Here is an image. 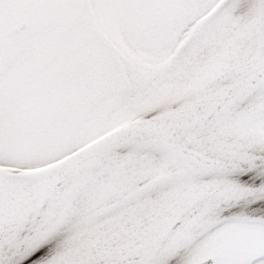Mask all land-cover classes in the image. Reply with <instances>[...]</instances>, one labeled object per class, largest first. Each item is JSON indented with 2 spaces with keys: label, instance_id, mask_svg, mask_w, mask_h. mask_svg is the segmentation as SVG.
Returning <instances> with one entry per match:
<instances>
[{
  "label": "snow or ice",
  "instance_id": "snow-or-ice-1",
  "mask_svg": "<svg viewBox=\"0 0 264 264\" xmlns=\"http://www.w3.org/2000/svg\"><path fill=\"white\" fill-rule=\"evenodd\" d=\"M0 264H264V0H0Z\"/></svg>",
  "mask_w": 264,
  "mask_h": 264
}]
</instances>
